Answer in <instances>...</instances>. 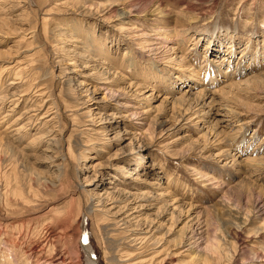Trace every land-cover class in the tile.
I'll use <instances>...</instances> for the list:
<instances>
[{"label": "rangeland", "instance_id": "374dc122", "mask_svg": "<svg viewBox=\"0 0 264 264\" xmlns=\"http://www.w3.org/2000/svg\"><path fill=\"white\" fill-rule=\"evenodd\" d=\"M32 1L0 0V92L9 81L23 91L18 101L0 106V134L15 144L12 150L0 146V264H86L84 220L99 264H161L165 255L166 264H264V213L254 206L264 198V0H123L125 10H133L128 16L123 3L107 13V0ZM157 15L171 29L169 38L177 31L176 60L134 44L158 37L152 30ZM141 30L148 36H133ZM85 43L96 60L105 51L107 62L120 68L124 80L109 82L114 90L135 81L141 86L113 98L104 89L109 78L98 79L77 56ZM211 59L222 68L216 80L209 68H198ZM197 87L212 90L222 102L216 110L225 117L221 141L206 137L208 124L197 125L194 118L152 136L164 97ZM128 103L147 113L132 120L123 111L131 109L124 107ZM227 148L239 163L224 164L230 160L223 155ZM123 187L137 195L171 190L172 197L196 204L194 214L205 223L193 226L203 227L204 251L199 255L177 243L183 227L191 229L183 214L156 232L162 246L129 248L130 225L143 229L147 216L172 197L136 199L123 213L124 198L116 208L111 196L108 205L97 206L99 194ZM140 203L147 208H137ZM119 212L131 219L128 224L117 225ZM157 251L162 256L153 258ZM130 255L136 259L127 260Z\"/></svg>", "mask_w": 264, "mask_h": 264}, {"label": "bare ground", "instance_id": "6f19581e", "mask_svg": "<svg viewBox=\"0 0 264 264\" xmlns=\"http://www.w3.org/2000/svg\"><path fill=\"white\" fill-rule=\"evenodd\" d=\"M32 1V0H31ZM109 1L108 4H109V8H108V11H106L107 13L108 12H111L113 10L114 7L118 6L120 7V4L123 3V7H124V10L128 8V6L126 5L128 2L126 1L125 3L122 2L123 0H107ZM129 1V0H128ZM33 2V1H32ZM132 2V1H131ZM133 3V2H132ZM154 3V2H153ZM130 9L128 10H125V13L124 15L128 16L132 13V7L129 6ZM137 7V5H136ZM158 8H156V10H158V13H160V16L162 14V16L165 15V11L160 7V5L157 6ZM118 9V8H117ZM135 9V8H134ZM138 10V8H136ZM116 10V9H115ZM141 10L139 9L138 12H140ZM157 13V14H158ZM139 14V13H138ZM151 22V21H150ZM159 22V23H157ZM153 24H156L155 26H152V30H156L158 37H155V38H152V42L150 43H145L147 42L148 40H142L141 42H136L134 44H136L138 46V49L140 51H145V52H148V53H151V55H154L156 53H158L159 51V54H161V56H164L165 53H168L170 56L169 58H172L173 60H176L177 59V55H176V52L177 50L180 48L179 47V44L177 42H175V35L174 33L177 31L174 30L172 32V38H169L168 34L169 32L171 31V29L169 30V27H167L164 23V19H158V15H157V18H155V21L152 22ZM136 25V24H135ZM134 26V25H133ZM131 26V27H133ZM119 27V26H118ZM59 28H64L63 26H60ZM66 28V27H65ZM128 29L130 27H127ZM137 28V27H136ZM132 29V28H131ZM135 29V28H134ZM57 30V29H56ZM122 32H125L123 31L124 29H122ZM61 31H64V32H67V30L65 29H61ZM75 31V30H74ZM62 33V32H61ZM72 33V32H71ZM132 33V32H131ZM131 33L129 35H131ZM65 35V34H64ZM133 36H136V38H138L139 36H148V33H146L145 31L141 30V34L140 35H133ZM141 38V37H140ZM151 39V38H150ZM74 41L76 42H80L82 41L81 38H78V37H75ZM133 42V41H132ZM135 46V45H134ZM84 52L83 53H80L79 55L77 56H80L82 58H84V61L86 63V66H91L93 67L95 73H97V78L100 80L102 78L106 79V78H109V81L106 80V84L108 85H104V89L107 90L108 93H110L112 95L113 98H118V97H121V96H129L128 94H130L129 92H131V88L132 86L133 87H140V83L135 81L134 83H131V85H129L130 90L129 91H126L127 88L129 87H122V89H119V90H114L111 86H113L112 84H109V82H114V84L116 83H119V82H122L124 80V76L122 75H119V73H122L119 69V67H114V65L110 64L107 62V57H105L104 55L106 54V52L104 51L102 54H101V59L99 60H96L95 58V54L93 53V50L91 52V48L89 47V45L87 43L84 44ZM75 50V49H73ZM73 52V51H72ZM77 52V51H76ZM82 52V51H80ZM88 52V53H87ZM91 52V53H89ZM172 52V53H171ZM76 55V54H75ZM151 58V57H150ZM161 59L158 60V63L159 64H164L163 62H161L164 57H160ZM185 60V56L182 55L181 58H180V61H184ZM214 59H211L210 60H207L206 62H203L201 64V67H198V68H201V69H204V68H209V74L212 78V80H216L217 78V75L216 73L218 72H221V67L219 65H217L219 63V61H213ZM97 62L96 64H94L93 62ZM73 62L72 61H69V63L67 64H72ZM84 63V62H83ZM93 63V64H92ZM84 65V67H86ZM187 68L189 65H183V68L185 67ZM192 66V65H191ZM6 68V67H4ZM83 68V67H82ZM192 68L193 71L194 70V66L193 67H190ZM4 70V69H3ZM4 72V71H3ZM63 72V71H62ZM227 72L228 71H225L223 73H225L224 75H227ZM190 73H191V70H190ZM62 74V73H61ZM89 74V73H88ZM182 74V73H181ZM179 75L178 77L181 78L183 77V75ZM222 74V73H220ZM93 75V74H92ZM196 75V71L195 73L193 74L192 73V76L194 77ZM60 76V75H59ZM68 76V75H67ZM91 76V75H90ZM94 76V75H93ZM92 77V76H91ZM94 78V77H93ZM71 80V79H70ZM182 80V79H181ZM248 80V79H247ZM14 84L15 82L14 81H9L8 85L5 87L6 89L4 90V92H0V106L1 104H3L5 101H8L9 99L10 100H19L22 95H23V91L21 90H18L16 87H14ZM72 84V83H71ZM81 84V83H80ZM12 85V86H10ZM79 85V84H78ZM235 85H236V82H235ZM143 86V85H142ZM226 87V85H225ZM228 87V86H227ZM233 87V86H232ZM142 88V87H141ZM140 88V89H141ZM198 88V87H197ZM231 88V87H230ZM32 91V90H31ZM138 89L135 88V90L133 91V94L135 95V93H138L137 92ZM140 92V91H139ZM26 93V92H24ZM30 93V92H29ZM179 93V92H178ZM216 93V92H215ZM43 94V93H42ZM139 94V93H138ZM137 94V95H138ZM153 94V93H152ZM136 95V96H137ZM148 95V94H147ZM160 95V94H159ZM219 95V94H218ZM150 96L151 98L153 96L148 95ZM159 97V96H158ZM221 97V96H220ZM148 97H146L147 99ZM222 98V97H221ZM138 98H136L135 100L136 101H140V100H137ZM150 99V98H149ZM145 100V99H144ZM148 100V99H147ZM225 100V99H224ZM146 101V100H145ZM164 101H165V104L163 103V105H165V108L163 110L162 113L159 114H156V126L152 127V130H150V128L146 129L147 130H150L149 132H151L152 136H154L156 133V130L159 129V131L164 132L166 129L168 128H172V127H175L177 123H179L180 121L182 120H189V119H197L196 121V124L198 125V122L202 121V124L205 122L208 124L205 129V135L206 137H214L215 139V142L216 141H221L218 137L220 136V131L219 128L222 127V124L223 122H225V117L222 118L219 117L217 114L218 111V106H217V98L216 96L214 95V92L206 87H199L197 90H194V89H187L184 91H180L179 95L178 96H165L164 97ZM222 101V100H221ZM148 102V101H147ZM220 102V101H219ZM218 102V103H219ZM227 102V101H226ZM222 102H220L221 104ZM42 104V103H41ZM123 104V103H121ZM150 104V103H149ZM225 106V104H223ZM148 106V105H147ZM222 105H220L219 107H221ZM228 106V105H227ZM125 108H131V109H125L123 111H127L129 112L128 114V117H131L132 120H137L139 118H141L142 116H144L147 111H144L142 110L141 107H139L137 104H126L124 105ZM156 107V106H155ZM164 107V106H163ZM162 107V109H163ZM42 108V107H41ZM40 108V109H41ZM152 107H150L151 109ZM148 109V108H147ZM149 109V110H150ZM153 109V108H152ZM156 109V108H154ZM35 110V109H34ZM224 110V109H223ZM169 111H170V115L169 114ZM38 112V111H37ZM221 112V111H220ZM229 112V111H228ZM29 113V112H28ZM53 113V112H52ZM234 113V112H233ZM26 114V112H25ZM56 114V113H55ZM127 114V113H126ZM221 114V113H220ZM38 115V114H36ZM123 117V116H122ZM172 118L174 117L175 118V122H173V124H169L170 120L169 118ZM125 118V117H124ZM46 120V119H45ZM129 120V119H128ZM174 121V120H173ZM187 122V121H186ZM153 124V123H152ZM151 124V125H152ZM168 124V125H167ZM204 124L202 127H204ZM167 125V126H166ZM166 126V127H165ZM177 128V127H175ZM19 129V128H18ZM50 130V129H49ZM203 130V129H202ZM21 131V130H20ZM49 134V133H48ZM57 134V133H56ZM119 135V134H118ZM54 137V136H53ZM50 138V139H55V138ZM9 139V137H8ZM7 138L1 136L0 134V146L4 145L6 146L7 148H10L12 150V148L14 149V145L11 144V142L8 140ZM225 139V138H224ZM56 141V139L54 140ZM106 142V141H105ZM57 143V142H55ZM143 145L142 142H139V146ZM171 145V144H170ZM57 146V145H56ZM17 150V148L15 149V151ZM18 151V150H17ZM57 151V150H56ZM53 153V152H52ZM56 153V152H55ZM223 155H227V159L229 158L230 160H226L225 159V163L224 164H229L230 162L232 163H239V155H237V153H233L231 149L227 148L226 150L223 151ZM54 155V153H53ZM264 161V160H263ZM246 163V162H245ZM256 165V164H255ZM234 166V165H233ZM235 167V166H234ZM123 169L125 171H128V172H131L126 166H123ZM247 172V171H246ZM132 173V172H131ZM199 174V172H198ZM56 175V174H55ZM54 175V176H55ZM245 175V174H244ZM60 176V175H59ZM206 177V176H204ZM56 178V177H55ZM223 189V188H222ZM256 191V189H255ZM119 192L122 194L119 196ZM118 193V197L117 195L115 196L114 194ZM257 193V192H256ZM255 193V194H256ZM95 195V194H94ZM250 195V194H249ZM252 195V194H251ZM96 196V195H95ZM111 196V199L113 200L111 202V204L113 205L112 208H116L119 206V198H124V202H126V204H124L123 206H120L119 208L124 209V207H129L131 205H129L128 203L132 202L133 200H141V201H145L147 203L151 202V201H154V200H157V199H161L163 197H172V191L171 190H165V191H159V190H151V191H148V192H142L141 194H134L132 193L131 190H129L127 187H123L121 188L120 190H117V189H114L112 192H105L103 194H99L98 195V200H97V203L99 205H108L107 204V198H109ZM122 196V197H121ZM258 196V194H257ZM261 196V195H260ZM258 197L256 199V202L254 204L255 206V209H258V211H260L261 213H264V198L263 197ZM182 197V196H181ZM180 196L176 195L175 197H172L168 200H166L163 205H161L160 207H158L157 211L155 212V214L153 215V217L151 216H147V218L149 217V219L145 220L144 218V225L143 229L142 227H140L141 229L139 230L138 228L135 229V227H133V225H130L132 226L131 229L129 230H126V231H129L127 238L125 236L126 239H129V242L131 243V245L129 246V248H135L136 246L140 245L142 247V245L144 244H148V245H158V246H162V243L161 242L162 240L160 239V237L157 236L156 232L158 230H163V228H165V224L166 222H170L171 223V220L174 218V219H178L180 217H183V215H185V218L187 217V226L190 227L191 226V229L189 228L186 229L185 227H183V229L181 230V233H180V238L179 240L177 241L178 244H183L185 245L186 249L185 250H189V251H192V250H196L197 252H199V255L201 254L202 251H204V248L202 247L204 244H205V235L203 234V230L201 228L202 225H200V227H197V228H194V224H201L202 221H201V216L199 215L200 213H197V214H194V211L196 210L195 208L197 207L196 204L194 203H189V202H186L184 199H182ZM247 197V195L245 196ZM249 197V196H248ZM252 197V196H251ZM97 198V197H96ZM250 199V198H249ZM94 200V199H93ZM128 202V203H127ZM153 203V202H152ZM151 203V204H152ZM144 204V203H143ZM142 203H140L138 205L137 208L141 207V208H147L146 206H144ZM149 204L147 205L148 207H151L152 205ZM249 206V205H248ZM252 206V208L254 207ZM248 208V207H247ZM251 208V209H252ZM119 209V210H120ZM122 209V210H123ZM240 209V208H239ZM254 209V208H253ZM113 210V209H112ZM236 210V209H235ZM243 210V209H242ZM121 211V210H120ZM249 211H252V210H249ZM124 210L121 212L123 213ZM202 212V211H201ZM257 212V211H256ZM119 212V214L115 217V220L117 222V225L118 223H122V224H128L129 220H127L126 218L128 217H121V214ZM203 213V212H202ZM115 214V213H114ZM132 214V213H131ZM153 214V213H152ZM183 214V215H182ZM239 214V212H238ZM257 214V213H256ZM148 215V214H147ZM203 215V214H202ZM237 215V214H236ZM241 215V214H240ZM246 215V214H245ZM261 215V214H260ZM114 216V215H113ZM123 216V215H122ZM138 216V214H137ZM134 217V216H133ZM132 217V218H133ZM113 218V217H112ZM137 218V217H135ZM241 219V218H240ZM133 220V219H132ZM141 220V219H140ZM245 222L247 223V221L249 219L245 218ZM142 221V220H141ZM85 222V220H84ZM82 222V228H83V237L82 238V248H83V251L86 255V264H99V261L97 260V257L95 255V250L93 248V246L91 245V243L89 242V239H88V236H87V233H86V228H85V223ZM243 222V221H242ZM205 223V222H203ZM202 223V224H203ZM131 224V222H130ZM189 224V225H188ZM207 224V223H206ZM245 224V223H244ZM243 224V225H244ZM114 225H116L114 223ZM165 225V226H164ZM123 226V225H121ZM186 226V227H187ZM170 227V226H169ZM169 227L168 229L166 230V232L164 234H166L168 231H169ZM206 227V225H205ZM120 228V226H119ZM126 228V227H125ZM263 228V227H262ZM127 229V228H126ZM48 230V229H47ZM125 231V232H126ZM49 234V233H48ZM51 235V234H49ZM46 239V238H45ZM47 240V239H46ZM45 240V242H46ZM51 241V240H50ZM215 242V241H214ZM207 243V242H206ZM37 244V243H36ZM161 244V245H160ZM146 245V246H148ZM211 245V244H210ZM209 245V247H210ZM216 245H220V243L216 244ZM133 246V247H132ZM206 246V245H205ZM207 247V250L208 248ZM35 248V247H34ZM139 248V247H138ZM145 248V247H144ZM41 249V248H40ZM56 249V248H55ZM44 253V252H43ZM60 253V252H59ZM64 254V253H63ZM162 252L161 251H157L156 254H154L153 258H157L158 256H162L161 255ZM164 254V253H163ZM207 254V252H206ZM135 255H130V259L128 258L127 260H134L136 259V257H133ZM167 256L168 255H165V257H163L162 261H161V264H166V262H168L167 260ZM234 256V255H233ZM14 257V256H13ZM59 257V256H57ZM161 258V257H159ZM158 258V259H159ZM198 258V257H197ZM53 259V258H52ZM169 259V258H168ZM173 259V258H172ZM170 259V260H172ZM203 259V258H202ZM61 260V259H59ZM197 260V259H196ZM244 260V259H243ZM54 262H56L54 259H53ZM157 261V260H155ZM14 262V261H13ZM50 262V260H49ZM52 262V260H51ZM50 262V263H51ZM63 262V261H62ZM128 262V261H127ZM253 262V261H252ZM256 262V261H255ZM129 263V262H128ZM155 262H153L154 264ZM170 263V262H169ZM54 264V263H53ZM59 264V263H58ZM158 264V263H157ZM196 264H200L198 263V261H196ZM245 264V263H244Z\"/></svg>", "mask_w": 264, "mask_h": 264}, {"label": "water", "instance_id": "95a60500", "mask_svg": "<svg viewBox=\"0 0 264 264\" xmlns=\"http://www.w3.org/2000/svg\"><path fill=\"white\" fill-rule=\"evenodd\" d=\"M85 239V237H83Z\"/></svg>", "mask_w": 264, "mask_h": 264}]
</instances>
